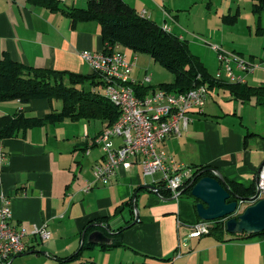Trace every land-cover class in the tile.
Masks as SVG:
<instances>
[{
	"label": "crops",
	"instance_id": "crops-1",
	"mask_svg": "<svg viewBox=\"0 0 264 264\" xmlns=\"http://www.w3.org/2000/svg\"><path fill=\"white\" fill-rule=\"evenodd\" d=\"M123 1L137 13L144 10L155 24L162 18L157 25L166 24L173 33L172 24L177 16L168 12L174 22L167 18L160 0H156L157 5L148 0ZM86 3L87 0H58L60 8L51 10L28 0H0V58L6 54L13 61L33 68L91 74L90 65L80 54L105 49L100 26L89 20L73 23L65 14L73 6L85 8ZM262 15L256 17V27L264 28ZM119 51L133 62L134 80L140 81L147 74L151 75L149 86L153 89L160 86V79H153L154 75L139 65L140 56L123 52L122 46ZM252 62L259 67L244 74V83L258 86L251 84V80L264 85V63ZM222 76L214 78L226 83V75ZM92 88L100 95L104 92L101 86ZM214 91L218 98L219 92H223L228 102L216 105ZM61 103L57 99L36 98L27 103L0 102V117L23 113L44 121L0 141L5 152L4 160L0 161V194L12 203L13 226L27 231L23 239L26 250L15 256L11 264H170L176 254L180 257L175 264H264V233L233 238L225 232L223 241L210 234L189 237L192 226L201 221L195 210L197 200L186 194L178 199L161 198L146 189L153 187L151 178L143 177L137 162L130 168H117L108 184H94L92 168L103 161V147L97 138L105 123L93 118L58 119L56 115L63 109ZM247 105L257 107L255 99L242 103L230 90L214 87L208 90L201 113L190 115L187 129L179 136L165 139L157 150L173 158L176 164L216 168L223 180L244 187L255 184L256 189L257 172L264 164V136L245 124ZM92 120L100 121L101 126L91 124ZM247 133L251 134L249 139L244 138ZM86 182L93 183L88 193L83 192ZM134 208L140 214L136 221ZM42 224L52 234L47 241L34 234L35 228ZM120 228H125L120 237L125 246L102 250L100 247L111 243ZM92 233L100 236L89 242ZM85 242L93 246L82 251L75 262L61 263L77 253ZM85 252L97 254L87 260Z\"/></svg>",
	"mask_w": 264,
	"mask_h": 264
},
{
	"label": "trees",
	"instance_id": "trees-1",
	"mask_svg": "<svg viewBox=\"0 0 264 264\" xmlns=\"http://www.w3.org/2000/svg\"><path fill=\"white\" fill-rule=\"evenodd\" d=\"M33 5L47 6L51 10H57L58 0H28ZM85 8L73 6L65 14L75 22L97 21L102 33V40L105 44H119L120 46L131 49L135 53L150 56L159 62L166 70L173 73V84H161L167 92L183 93L199 86H206L208 89L219 87L230 90V94L242 103L255 99V106L264 109V85L250 86L242 83H225L211 77L207 70L200 64L198 59L189 53L188 44L180 38L161 29L152 20L141 17L130 4L123 0H87ZM251 12L260 16L264 14V0H252ZM224 24L233 22L231 17H226ZM257 36L264 39V28L260 25L256 27ZM264 51V45H263ZM98 74L92 72L89 75H80L66 71H53L48 69L33 68L17 63L8 56L0 58V102L18 100L27 103L33 99H57L63 103V109L56 115L58 119H97L105 123V127H110L120 118L117 106L106 97L96 91L86 92L83 85L86 82L92 86H99ZM151 89L140 88L143 94H147ZM44 123L43 120L35 117H27L23 113L5 115L0 117V141L13 138L28 129ZM251 136L247 133L244 138ZM198 168L196 178L192 186H186L181 195L190 196L191 189L201 178L209 177L218 179L211 172V167ZM220 181V180H219ZM231 198L228 203L233 202L236 196L249 199L256 195L255 184L244 187L241 183L234 181H220ZM162 197L169 196L166 190H160ZM132 204L131 200L127 203ZM125 204H122L124 206ZM97 220V219H96ZM102 222L103 219H98ZM105 221V220H104ZM96 222V221H95ZM106 222V221H105ZM210 235L223 241L226 235V219L210 221ZM90 230V229H89ZM88 230V231H89ZM125 228H120L114 234L111 243L102 245V250L125 246L121 241V234ZM86 231V232H88ZM264 233V232H263ZM254 235L235 234L233 238H249ZM93 245L83 243L77 253L69 258L63 259L61 263H71L79 259L82 251L90 249ZM87 264H92L87 263Z\"/></svg>",
	"mask_w": 264,
	"mask_h": 264
},
{
	"label": "built area",
	"instance_id": "built-area-1",
	"mask_svg": "<svg viewBox=\"0 0 264 264\" xmlns=\"http://www.w3.org/2000/svg\"><path fill=\"white\" fill-rule=\"evenodd\" d=\"M164 15L173 20L163 9ZM139 16L150 19L143 10ZM161 29L171 33L164 24ZM101 52H81V58L87 62L92 71L99 76L103 88L102 95L111 101L120 112V118L110 127H104L97 142L102 145L103 161L93 166V183L106 185L116 175L120 166L130 168L134 162L143 170V177L151 178L153 193L162 198L160 190H166L170 197L178 199L186 186L194 183L198 168L176 164L173 158L159 152L157 147L170 136H179L187 129L190 115L201 113L207 103L208 88L204 85L183 93L167 92L162 88L151 89L143 94L140 88H147L151 75H145L140 81L132 78L133 62H130L119 51V44H105ZM219 61L227 72L226 78L232 83H244L245 77L234 75L231 63L242 73H251L259 65L246 62L238 55L224 54L218 51ZM221 72L215 78L221 77ZM5 152L0 148V161L4 160ZM257 187L261 196L264 195V166L257 174ZM2 178L0 176V182ZM93 183L86 182L83 192L88 193ZM12 203L8 197L0 194V262L11 264L13 258L24 253L26 246L23 239L27 236L24 229L18 230L13 224ZM210 222L199 221L192 226L189 237H200L210 232ZM34 234L43 241L52 235L45 224L35 228ZM180 257L176 254L170 264Z\"/></svg>",
	"mask_w": 264,
	"mask_h": 264
},
{
	"label": "rangeland",
	"instance_id": "rangeland-1",
	"mask_svg": "<svg viewBox=\"0 0 264 264\" xmlns=\"http://www.w3.org/2000/svg\"><path fill=\"white\" fill-rule=\"evenodd\" d=\"M160 1L161 6L163 5L162 7L167 10L164 9L167 13L170 12L177 16V20L172 24L174 26L172 28L173 35L179 37L188 44L189 53L198 59L211 77H215L220 69L221 71L219 72H221L222 75L225 76V74H227L220 64L218 51L224 54L238 55L246 62L258 61L259 63H264V39L255 34L257 15L251 12L252 0ZM148 2L156 5L159 3L156 0H148ZM145 7L146 6H144V8ZM228 16L233 19V22L224 24L223 19ZM161 20L162 18L158 19L157 24L162 22ZM261 24L264 26V15L261 17ZM129 50L130 49L122 46L123 52H132L136 58L140 56L139 58H141V60L140 62L138 61L139 65L142 66L143 69L147 68L148 72L154 75L153 79L159 78L161 84L169 85L174 83L175 75L166 70L159 62L146 55V53L137 54ZM231 68L234 70V75L240 74L241 71L235 68L233 63H231ZM241 74L244 76L245 73L241 72ZM224 76H222V78H224ZM224 80L226 83H229L227 78ZM249 82L255 85L262 84V82L259 83V81L257 82L258 84L251 80H249ZM83 88L86 92L93 91L92 85L89 82H86ZM98 91H102V89L98 88ZM219 93L220 98L217 97L216 91L212 93L213 97L216 98V105H224L228 100L223 97V92ZM210 101H212V99H210ZM246 108L247 112L244 117L245 124H247L251 130H256L260 135L264 136V109L260 108V106L253 107L249 105H247ZM68 123L76 126L72 121H68ZM92 123L95 124L96 127L101 126L100 121L93 122L92 120L91 124ZM263 198L264 195L257 199V201ZM249 205H252L250 200L240 203V212L242 213ZM93 254L96 256L97 253L85 252L83 256L88 260ZM84 257L82 259H85Z\"/></svg>",
	"mask_w": 264,
	"mask_h": 264
},
{
	"label": "water",
	"instance_id": "water-1",
	"mask_svg": "<svg viewBox=\"0 0 264 264\" xmlns=\"http://www.w3.org/2000/svg\"><path fill=\"white\" fill-rule=\"evenodd\" d=\"M262 166H264V164ZM261 169L262 167L259 171H261ZM211 172L216 175L218 179L209 178L207 176L201 178L190 191V195L197 200L195 210H197V217L199 220L203 222H210L218 219H226L225 232L230 235L243 233L246 235H257L263 233L264 198L257 201V199L261 197L259 188L256 186V195L252 198L249 197V199H246L235 195L236 199L233 202L228 203L227 200L231 198V194L222 188L220 181L223 179L219 170L213 168L211 169ZM256 179V183L258 185L259 179L257 176ZM192 185L193 183L187 188ZM145 188L148 190L153 189L151 186H146ZM249 200L252 202V205H249L241 213L240 203ZM134 211L136 212V221L140 214L136 208H134ZM98 235L100 236L99 233H92L89 236L88 241H94L93 239Z\"/></svg>",
	"mask_w": 264,
	"mask_h": 264
}]
</instances>
